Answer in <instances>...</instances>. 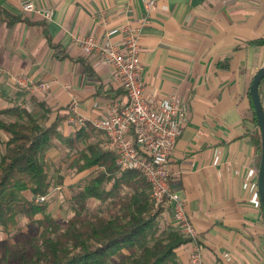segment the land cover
<instances>
[{"label": "crops", "instance_id": "1", "mask_svg": "<svg viewBox=\"0 0 264 264\" xmlns=\"http://www.w3.org/2000/svg\"><path fill=\"white\" fill-rule=\"evenodd\" d=\"M22 1L0 0V68L7 70L0 76V109L19 105L41 124L59 119V135L42 154L52 181L48 203L50 191L83 190L105 171L98 165L77 169V153L64 139L83 128V146L98 142L106 150L104 133L91 121L126 99L111 66L84 53L79 39L103 37L119 24L136 26L146 14L139 51L144 96L159 101L175 93L186 107L167 162L168 183L197 234L175 249L176 258L187 264L197 245L201 264H264L261 140L249 94L264 65V44L253 42L264 38V0H157L149 10L143 0H32L31 12L21 9ZM11 17L27 21L8 23ZM11 75L49 86L27 89L12 84ZM258 91L264 108V78ZM72 100L86 119L82 126L66 120ZM89 200L98 206V199ZM157 218L162 228L178 229L170 212Z\"/></svg>", "mask_w": 264, "mask_h": 264}, {"label": "trees", "instance_id": "2", "mask_svg": "<svg viewBox=\"0 0 264 264\" xmlns=\"http://www.w3.org/2000/svg\"><path fill=\"white\" fill-rule=\"evenodd\" d=\"M16 20L27 21L11 17L7 22ZM253 42L264 44V38ZM58 121L41 124L19 105L0 109V131L6 135L0 140V229L9 233L22 217L35 224L25 234L28 248L9 264H182L175 249L189 238L158 225L159 211L144 175L136 169L119 171L115 154L98 142L83 146V128L64 139L77 153L76 168L98 165L105 171L71 199L83 205L94 197L99 204L94 210L74 207L62 223L49 213L46 197L52 181L42 154L59 135ZM36 196L45 199L35 202Z\"/></svg>", "mask_w": 264, "mask_h": 264}, {"label": "built area", "instance_id": "3", "mask_svg": "<svg viewBox=\"0 0 264 264\" xmlns=\"http://www.w3.org/2000/svg\"><path fill=\"white\" fill-rule=\"evenodd\" d=\"M157 0H143L145 10H149ZM24 12L34 11L32 0H23ZM51 11H44L49 18ZM147 15L138 18V24H119L108 28L103 37L88 34L79 39L81 50L97 55L111 66V79L125 93L124 101H113L106 114L91 121V124L105 135V148L115 154L120 170L136 169L149 184L154 208L160 215L168 211L182 235L193 239L197 232L190 222L181 196L170 189L167 162L173 152L177 138L181 134L182 120L186 107L175 93H170L159 101L146 99L143 93L140 41ZM114 37H118L114 39ZM17 84L27 89L46 90L47 81L39 83L26 81L13 75ZM74 127L85 124L86 119L77 112L76 102L71 101L66 119ZM44 196L34 197L41 202ZM187 264H201V249L194 245Z\"/></svg>", "mask_w": 264, "mask_h": 264}, {"label": "rangeland", "instance_id": "4", "mask_svg": "<svg viewBox=\"0 0 264 264\" xmlns=\"http://www.w3.org/2000/svg\"><path fill=\"white\" fill-rule=\"evenodd\" d=\"M4 74L7 75V70L0 68V76ZM11 78L13 81L12 84L17 85L15 79H13V75H11ZM17 86H19V84ZM4 117L7 120L15 119V117L11 116ZM5 139V134L0 131V140L4 141ZM2 146L3 145L1 144L0 152L3 151ZM78 192V190L71 191V193L70 191H50L48 196V211L58 220V222H64L66 218L73 213L74 207L80 211H84L85 208L88 210H94L96 208L94 200L90 201L88 199V201L82 205L81 203L76 202L75 199H71L72 196L74 197ZM27 196L29 197V194H27ZM157 221L159 222L158 218ZM34 226L35 224L33 222H29L26 218L22 217L18 221V227L13 228L9 233L4 234L0 229V264H9L10 261L17 260L18 255L28 248L25 234H29Z\"/></svg>", "mask_w": 264, "mask_h": 264}, {"label": "water", "instance_id": "5", "mask_svg": "<svg viewBox=\"0 0 264 264\" xmlns=\"http://www.w3.org/2000/svg\"><path fill=\"white\" fill-rule=\"evenodd\" d=\"M264 78V65L261 66L256 73L253 75L250 86L249 94L251 96V101L259 127L260 140H261V151H260V161L257 172V193L262 206V211L264 215V108L259 96V83Z\"/></svg>", "mask_w": 264, "mask_h": 264}]
</instances>
